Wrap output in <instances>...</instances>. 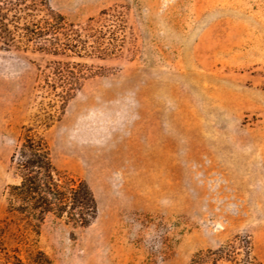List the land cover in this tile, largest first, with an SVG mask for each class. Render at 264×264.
Returning <instances> with one entry per match:
<instances>
[{
	"label": "rangeland",
	"instance_id": "obj_1",
	"mask_svg": "<svg viewBox=\"0 0 264 264\" xmlns=\"http://www.w3.org/2000/svg\"><path fill=\"white\" fill-rule=\"evenodd\" d=\"M48 1L76 25L121 11L106 24L123 47L0 50V264L38 251L53 264H264V0ZM53 59L92 69L66 101L45 87ZM24 126L91 187L89 226L50 215L36 232L7 213ZM230 245L238 261L211 254Z\"/></svg>",
	"mask_w": 264,
	"mask_h": 264
},
{
	"label": "trees",
	"instance_id": "obj_2",
	"mask_svg": "<svg viewBox=\"0 0 264 264\" xmlns=\"http://www.w3.org/2000/svg\"><path fill=\"white\" fill-rule=\"evenodd\" d=\"M121 15V11L115 9L104 12L99 21L90 19L86 25H76L56 11L48 0H0V50L31 51L66 58L104 59L120 55L122 39L106 22H121ZM117 26L123 30L122 23ZM47 69L45 87L63 101L75 94L92 70L86 63L62 59L49 61ZM24 129L11 157V166L19 182L8 186L7 213L36 232L50 215L76 227L89 226L99 212L89 184L57 170L45 138L32 126H24ZM233 248V245L227 250L222 247L211 254L224 253L237 260L236 253L231 254L235 252ZM249 252L248 259H251ZM5 254L8 262L23 264L17 255L13 256L15 261H10V255ZM205 257L199 255L195 264H206ZM252 259L246 264H256V259ZM31 262L53 264L42 251L31 257ZM211 263L218 264V259L215 257Z\"/></svg>",
	"mask_w": 264,
	"mask_h": 264
}]
</instances>
